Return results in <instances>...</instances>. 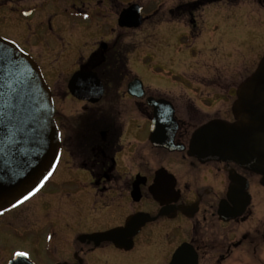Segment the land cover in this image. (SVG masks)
<instances>
[{
    "label": "flooded vegetation",
    "instance_id": "flooded-vegetation-1",
    "mask_svg": "<svg viewBox=\"0 0 264 264\" xmlns=\"http://www.w3.org/2000/svg\"><path fill=\"white\" fill-rule=\"evenodd\" d=\"M105 1L116 12L118 29H134L119 26V16L137 2ZM161 1L151 10L138 3L140 27L162 13ZM213 2L260 3L175 0L167 22L185 26L198 38L199 12ZM132 51L118 38L98 42L73 65L66 89L50 86L55 112L62 93L65 100L78 101L80 116L66 128L55 117L61 135L56 170L28 201L0 213V264H264V175L233 161H202L188 153L197 128L212 120H237L233 109L239 85L221 87L216 72L213 78L192 75L194 87L155 90L157 95L136 75L125 83L133 74ZM77 71L86 73V81L92 72L100 80L103 96L97 102L70 93L69 81ZM135 79L142 81V97L128 90ZM150 97L172 104L179 124L173 141L183 150L153 145ZM63 160L64 173L73 172L67 179L58 174ZM69 185L76 186L74 193ZM140 214L155 219L130 220ZM131 221L126 233L95 237Z\"/></svg>",
    "mask_w": 264,
    "mask_h": 264
},
{
    "label": "rangeland",
    "instance_id": "rangeland-1",
    "mask_svg": "<svg viewBox=\"0 0 264 264\" xmlns=\"http://www.w3.org/2000/svg\"><path fill=\"white\" fill-rule=\"evenodd\" d=\"M256 1L260 3L208 4L199 12L200 35L194 39L185 26L167 22L175 0L161 1L159 16L129 31L118 29L116 12L105 0H0V36L30 53L53 89H66L73 65L87 58L96 43L117 38L128 50L135 49L129 55L133 74L125 83L136 75L154 91L167 92L194 87L192 75L213 78L217 72L216 80L226 88L239 85L264 55V0ZM133 2L147 5V10L158 7L157 0ZM195 87L200 90V85ZM154 91L150 92L159 94ZM57 98L55 117L63 128L70 127L78 120L81 105L65 100L62 93ZM127 102L134 107L133 99ZM180 107L184 114L182 103ZM64 162L58 174L67 179L73 172L66 169L64 173ZM67 190L74 193L76 186L69 185Z\"/></svg>",
    "mask_w": 264,
    "mask_h": 264
},
{
    "label": "water",
    "instance_id": "water-1",
    "mask_svg": "<svg viewBox=\"0 0 264 264\" xmlns=\"http://www.w3.org/2000/svg\"><path fill=\"white\" fill-rule=\"evenodd\" d=\"M142 7L133 3L120 12L121 27L138 28L143 24ZM28 12L27 14H29ZM77 71L69 81L70 92L79 99L97 102L103 85L92 72L89 80ZM39 64L14 41L0 36V114H11L12 131L5 139L0 134V212L19 205V199L37 192L49 179L61 154V135L55 120V106L49 85ZM92 80V81H90ZM234 104L235 122L212 120L197 128L191 138L189 152L202 161H233L264 175V56L256 70L237 88ZM128 90L143 96L140 79L132 81ZM91 91V93H89ZM150 140L156 147L170 150L185 148L173 139L178 130L171 103L156 100ZM6 117L0 115V120ZM23 194V195H22ZM155 219L149 214L130 220ZM142 222V223H144ZM99 234L95 237L114 238L133 226Z\"/></svg>",
    "mask_w": 264,
    "mask_h": 264
},
{
    "label": "snow or ice",
    "instance_id": "snow-or-ice-1",
    "mask_svg": "<svg viewBox=\"0 0 264 264\" xmlns=\"http://www.w3.org/2000/svg\"><path fill=\"white\" fill-rule=\"evenodd\" d=\"M0 115H3L4 117H6L5 120H0V134H3L5 139H7V137L11 134L12 128V119H11V114L8 112H4ZM43 185H41L42 187ZM40 189L37 188L36 191H39ZM23 195V194H22ZM35 195V192H29L28 195H23V199H19V203L23 204L24 202L28 201L31 196ZM18 205H13V207H17Z\"/></svg>",
    "mask_w": 264,
    "mask_h": 264
}]
</instances>
